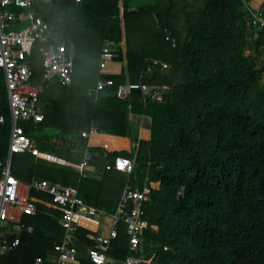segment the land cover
<instances>
[{"label":"trees","instance_id":"1","mask_svg":"<svg viewBox=\"0 0 264 264\" xmlns=\"http://www.w3.org/2000/svg\"><path fill=\"white\" fill-rule=\"evenodd\" d=\"M177 2L32 1L36 14L53 27L56 42L72 46L74 69L70 84L53 82L41 92L43 119L25 129L41 152L74 163L89 152L87 164L102 167L104 175L98 180L29 152L12 154L11 172L25 182L45 178L74 185L85 202L107 212L123 186L149 185L143 217L148 225L135 253L147 259L143 264H264V25L253 26L250 13L264 14V0H204L191 8L179 0L182 27L174 21ZM106 40L114 43L119 73L99 71ZM154 58L158 64H152ZM29 61L37 81V51ZM100 78L113 84L88 95ZM138 82L164 86L162 98L144 97L140 88L123 98L116 95L119 84ZM129 112L149 116V127L131 124ZM0 113L6 117L0 124L3 161L10 124L1 67ZM91 124L97 136L82 137ZM42 129L52 131L35 134ZM103 133L128 137L133 144L112 148L94 141ZM117 155L134 159L130 173L107 168ZM39 208L24 216L33 231L14 251L0 254V264H29L37 255L51 254L62 240L59 211ZM88 233L80 227L71 240L79 264H94L84 255L92 242ZM127 253L121 225L103 264H123Z\"/></svg>","mask_w":264,"mask_h":264},{"label":"built area","instance_id":"2","mask_svg":"<svg viewBox=\"0 0 264 264\" xmlns=\"http://www.w3.org/2000/svg\"><path fill=\"white\" fill-rule=\"evenodd\" d=\"M32 1L0 0V67L10 124L8 154L0 161V254L14 251L20 245L22 236L33 231V227L25 223L24 216L39 212V204H42L59 211L57 221L64 231L63 238L53 244L51 254L46 257L37 255L29 264H79V251L71 240L80 227L91 231L86 236L92 242L86 247L84 255L94 264H103L121 225L127 236L128 249L123 264H143L147 259L135 253L139 249L143 229L148 225L143 217L149 185L144 184L141 188L125 185L114 209L106 212L85 202L74 185H61L45 178H32L25 182L11 172L13 153L29 152L36 158L51 160L41 157L52 155L38 149L25 125L42 121L41 92L53 82L70 84L74 69L73 53L63 42H56L53 27L36 14ZM11 7L19 10L15 12ZM250 13L253 26L264 25L261 9H250ZM113 45V41L109 40L103 43L98 62L102 73L107 72L106 64L116 57ZM34 50L40 56L41 66V75L37 81H33V69L29 61ZM151 62L158 64L159 61L154 58ZM152 64L147 66L146 72L151 71ZM112 84V79L100 78L94 87L87 89V94L97 95L104 87ZM132 88H140L144 97L160 100L164 86L141 82L123 83L118 85L116 95L123 98ZM5 121V115L0 113V124ZM96 133L97 128L91 124L81 131V136L89 138ZM90 155L85 152L81 161L68 164L81 171L87 165ZM134 165V159L117 155L107 168L130 173ZM37 193H44L47 198ZM81 220H89L94 225L89 227L81 223ZM151 227L156 228L154 225Z\"/></svg>","mask_w":264,"mask_h":264},{"label":"crops","instance_id":"3","mask_svg":"<svg viewBox=\"0 0 264 264\" xmlns=\"http://www.w3.org/2000/svg\"><path fill=\"white\" fill-rule=\"evenodd\" d=\"M121 68H122V64L119 61L113 60V61H109L106 64V70L109 71V72H112V73H119L121 71ZM40 103L43 105V102L40 101ZM128 121L131 124H133L134 126H136V127L148 128L149 124H150V117L146 116L144 114H138V113L129 112L128 113ZM96 136H97L96 134H93L89 138L93 139ZM99 136H102V138L96 139L94 141L103 140V141L109 142L110 143V147H112V148L130 147L133 144L131 139L128 138V137H119V136H114V135L105 134V133L100 134ZM49 154H51V153H49ZM51 155L56 157V160L55 161L45 160L46 162L60 163V164H63L65 166H68L70 168H73L72 166H70L68 164L71 161L61 159V158H59V157H57V156H55L53 154H51ZM77 171H79V170H77ZM79 172L82 173L83 175H86V176H89V177H92V178H95V179H98V180H101L103 178V175H104V169L102 167H99V166L95 165V164H90V165L87 164ZM123 188H124V186H123Z\"/></svg>","mask_w":264,"mask_h":264},{"label":"rangeland","instance_id":"4","mask_svg":"<svg viewBox=\"0 0 264 264\" xmlns=\"http://www.w3.org/2000/svg\"><path fill=\"white\" fill-rule=\"evenodd\" d=\"M155 0H131V4L137 6V5H140V4H152ZM187 1V7L188 8H191V7H195V6H198V5H202L204 3V0H186ZM195 4V6H194ZM175 9H174V21L176 23V25L178 27H182V12H181V7L179 5V0L177 2V4L175 5ZM68 49L73 53V48L72 46H67ZM252 50H246V53H251ZM264 56H261V58H263ZM261 68H264V65H261ZM261 82L264 84V71L262 72V75H261ZM91 87H94V86H91ZM89 87V88H91ZM52 130L51 129H42V130H36L35 131V134L36 135H40V134H45V133H50Z\"/></svg>","mask_w":264,"mask_h":264},{"label":"bare ground","instance_id":"5","mask_svg":"<svg viewBox=\"0 0 264 264\" xmlns=\"http://www.w3.org/2000/svg\"><path fill=\"white\" fill-rule=\"evenodd\" d=\"M81 223H83L89 227H93V225H94L93 222H90L89 220H81Z\"/></svg>","mask_w":264,"mask_h":264},{"label":"water","instance_id":"6","mask_svg":"<svg viewBox=\"0 0 264 264\" xmlns=\"http://www.w3.org/2000/svg\"><path fill=\"white\" fill-rule=\"evenodd\" d=\"M70 237V236H69Z\"/></svg>","mask_w":264,"mask_h":264}]
</instances>
